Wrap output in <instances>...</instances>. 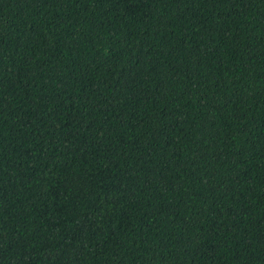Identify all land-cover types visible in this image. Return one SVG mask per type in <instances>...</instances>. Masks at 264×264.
I'll list each match as a JSON object with an SVG mask.
<instances>
[{
	"label": "trees",
	"instance_id": "1",
	"mask_svg": "<svg viewBox=\"0 0 264 264\" xmlns=\"http://www.w3.org/2000/svg\"><path fill=\"white\" fill-rule=\"evenodd\" d=\"M0 264H264V0H0Z\"/></svg>",
	"mask_w": 264,
	"mask_h": 264
}]
</instances>
